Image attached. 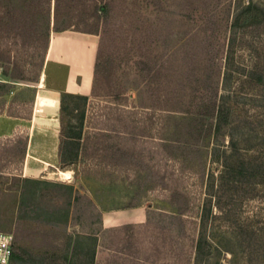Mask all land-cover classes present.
Instances as JSON below:
<instances>
[{
    "label": "rangeland",
    "instance_id": "1",
    "mask_svg": "<svg viewBox=\"0 0 264 264\" xmlns=\"http://www.w3.org/2000/svg\"><path fill=\"white\" fill-rule=\"evenodd\" d=\"M256 1L264 4V0ZM227 2L235 4L236 0H196L190 5L187 0L171 3L169 9L173 15L165 22L163 34L167 33L160 39L162 44L151 38L138 43L148 33V22L144 20L148 7L134 14L139 20L131 21L130 15H125L129 9L115 0L107 22H98L111 33L104 40V53L114 58L113 71L108 82L91 76L90 88L83 93L87 98L82 104L73 103L63 95L69 91L52 87L65 70L53 57L46 60V50L41 58L40 42H0V107L9 98L6 111L23 117L20 123L7 124L14 125L10 131L0 133V229L12 232L13 251L17 254L7 264H192L194 238L201 228L212 244L201 264H242L241 248L232 224L217 214L215 200L237 221L250 217L255 209L256 202L247 191L248 181H239L241 174L230 171L227 183L222 179L221 185L218 178L219 169H224L220 163L237 165L239 158H243L247 165L253 148L262 144L258 140L264 136V80L254 87L244 104H237L235 114L239 120L236 123H223L217 136L203 130L196 139V135L188 137L187 132L192 128L198 130L204 124L201 126L203 121L199 119L203 108L197 104L201 91L186 70L191 59L184 55L178 60L175 72L165 73L160 86L151 73L147 76L144 70L137 72L141 62H133L134 59L158 62L169 58L167 53L173 47L181 49L182 55L186 50L200 52L203 48L199 45L206 44L212 30L216 35L211 46L217 49L215 59L219 60L222 38L227 32L226 10L230 6ZM130 9L133 10L132 6ZM218 12L225 14L220 24L213 27L209 23L201 32L195 30L197 18L209 13L218 15ZM179 13H188L191 19L180 17ZM63 30H51L47 44L53 37L74 31ZM78 32L77 35L93 45L94 54L98 34ZM184 34L193 39L187 40ZM202 36L204 40L200 39ZM196 40L201 43L195 46ZM262 40L264 46V29ZM125 49L131 55H126ZM160 52L165 55L155 60L152 55ZM92 60L93 55L89 59L90 67ZM167 61L171 62V58ZM2 66L7 74L2 73ZM150 66L155 69V63ZM17 70L30 79L8 76ZM37 93L53 99L37 97ZM114 105L132 109L136 116H149L153 122L147 129L150 136L138 138L131 145L134 155L116 152L104 155L106 152L103 154L88 146L72 160L58 157L57 145L62 137L68 155L75 141L67 136L74 134L77 124L81 122L82 139L93 127L102 126L100 121L109 110L107 106ZM198 110L200 115L188 123L190 128L184 127L179 135L170 136L180 113ZM185 117L188 121L189 117ZM240 133L246 139H240ZM176 136L192 144H176L168 139L172 143L167 153L157 149L158 138L177 139ZM231 138L238 140L236 149ZM54 139L57 141L51 154ZM114 141H119V146H129L122 138ZM210 182L215 183L211 190L208 189ZM171 190L183 194L173 196L175 202H183L184 195L187 197L188 207L181 217L173 214L176 208L169 202ZM208 192H212L210 197ZM130 207H138L143 212L142 220L128 221L136 223L135 226L112 228L125 222L113 225L102 222V212ZM260 207L264 214V199Z\"/></svg>",
    "mask_w": 264,
    "mask_h": 264
},
{
    "label": "trees",
    "instance_id": "2",
    "mask_svg": "<svg viewBox=\"0 0 264 264\" xmlns=\"http://www.w3.org/2000/svg\"><path fill=\"white\" fill-rule=\"evenodd\" d=\"M175 1L176 0H119V3H123L125 5L124 7L129 9L125 15H130L131 21L134 19L139 20L138 15H134L139 9L142 7H144V9L147 7L149 8V13L144 18V20L148 22V33L139 38L138 43H140L150 38L157 41L159 40V42H161V38L163 40L167 33L166 31L164 36L163 31H165L164 29L166 27L165 22H168V19L173 15L172 10L169 9L171 8L169 5L171 3L177 4L174 3ZM187 1L190 5L196 0ZM114 2L115 0H0V42L5 44H15L18 42L35 44L38 41L41 43L40 56L42 58L46 50L48 35L51 30L56 31L71 28L77 31L98 34V43L94 52L91 72L94 78H100L108 82L111 72L113 71L112 62L114 58L104 53V40L107 39V36L109 37L111 33L108 31V28H102L98 22H107L108 18L111 16L110 11ZM229 4L230 3L227 2L226 5L229 6ZM201 5L204 6L205 2ZM130 6H132L133 10L130 9ZM226 13L228 16V21L226 23L227 32L222 38V52L219 60H217V58L215 59V51H217V49L211 46V44L213 45V38L215 39L216 35L213 30L211 34L208 35L209 37L207 38L208 41L206 44L199 45L203 48L200 52L189 51L188 53V50H186V54L182 55L181 49L173 47L171 52L167 53L169 58L159 59L158 62L147 60L138 61V59L137 61L135 59V61L133 60L134 63H142V65L137 68V72L139 71L138 73H141L142 70L145 71L144 73L147 76L151 73L152 78L156 79V85L160 86V84H162L161 77H164L165 73L172 74L175 72V69L178 67V60L181 61L184 55H186L188 59H191V64L186 66V70L189 74L193 75V79L196 81V87L200 88L198 90L201 91V94L197 96L199 97L197 104L203 108V110H200L202 117H199V110L191 113L188 112V114L186 112H184L185 114L180 113L173 122V129L170 132V136L179 135L180 129L184 127L190 128L191 126L188 123L195 120L197 116L203 121L201 126L202 124L204 125L199 127L198 130L193 131V128L189 130L187 132V135H189L188 137L196 135L197 139L201 131L203 132V130L205 131L206 129L207 131H211V135L217 136L218 130L223 123H236L239 120L237 117L238 114H235L237 104H244L248 95L253 92L252 90L254 87L264 80V46L262 43L264 4L256 0H236L235 4L231 2ZM212 14L209 13L208 16L205 15L201 17V19L197 18L198 22L196 21L195 23V30H197V32H201L203 28H207L209 23H212L211 26L213 27V24H220L222 16L225 15L223 12H218V15ZM181 16H186L191 19L188 13L184 15L180 14V17ZM180 20L181 19H179V21ZM177 32H179V30ZM112 37H115V39L119 38L117 35H113ZM185 37L187 40L193 39L188 34L185 35ZM200 39L204 40V36ZM191 42H189V44ZM197 42L201 43L196 40L195 46ZM181 44L182 43L178 45ZM125 51L126 55H131L128 54L129 52H127V49H125ZM163 55H165V53L161 54L160 52L152 56L157 60V58H162ZM170 58L171 62L167 61ZM154 63L155 69L150 66ZM2 73L7 74L6 68L3 67ZM8 76L16 79H30L18 70L8 73ZM63 95L73 100V103L81 102L82 104L87 98L86 94L77 92H64ZM107 107L109 110L104 113L100 121L102 126L93 127V129L85 133L81 139L83 133L80 122L75 128L74 134L67 136L70 140L75 141L73 151L68 153V155L65 150V138H61L60 144L58 142L57 145L58 157L60 156L61 158L72 160L81 150L85 151V148L88 146H92L103 154L106 152L104 155H111L113 152L117 154L128 153L129 155H134L131 145L135 144V140H138V138L150 136L147 129H149V124L153 122L150 121L149 116L134 115L135 111L129 108H124L119 105ZM112 109H114V111H112ZM209 112L211 115H208ZM230 114H233V117L229 118ZM162 115L167 116L169 114ZM184 115L189 117L188 121ZM242 134L243 133L239 134L241 137L240 139H246ZM16 137L17 142H19L21 136L19 135ZM90 137L92 141H88ZM176 137L177 139L168 137L158 138V142H155L157 144V149L160 152L163 151L167 153L169 150L168 146H170L169 143H172L167 142L168 139H171L169 141L176 142V144H192V141L181 139L179 138L180 136ZM111 138H113V141L115 138H122L129 146L127 148L123 145L119 146V141L113 142ZM260 139L258 143L261 142L262 144L260 146H255L251 155H248L249 163L247 165H244L245 161L243 158H239L237 165L231 164L230 166H226L225 163H220V166H223L224 169H219V185H221L222 179H225V183H227L228 178L226 179V177L230 171L239 173L242 175L239 181L241 183L243 180L248 181L246 185H248L247 191H249V197L256 202L255 209L250 217L237 221L236 218H231L226 208L222 209L217 199L215 200L218 207L217 214H220L225 220H229L232 224L233 233L241 248L242 264H264V214L260 207L264 199V136ZM56 141L57 140L54 139L51 143V154L54 152L53 149L56 146ZM237 141L235 138H231L233 149H236ZM194 143L195 142H193V144ZM138 154L141 153L138 152ZM225 169H228V171ZM214 184L215 183L210 182L208 184V189L211 190ZM228 187H230V185L226 188ZM247 188H244V190ZM208 193L210 197V193L212 192ZM176 194H182V192L171 190L169 202L175 204L176 210L173 214L181 217L187 210L188 200L186 199V195H184L185 200H183V202H175L173 196ZM135 225L136 223L134 222H125L112 226V228L126 229ZM204 231V228H201L194 238L192 264H201L208 256V251L212 246ZM16 255V252L13 251L11 260L14 259Z\"/></svg>",
    "mask_w": 264,
    "mask_h": 264
},
{
    "label": "crops",
    "instance_id": "3",
    "mask_svg": "<svg viewBox=\"0 0 264 264\" xmlns=\"http://www.w3.org/2000/svg\"><path fill=\"white\" fill-rule=\"evenodd\" d=\"M62 31L64 32V30ZM77 33L80 32L74 30L69 34H61L49 39L45 58L49 60L50 57H53L55 63L62 64L65 70L63 77L57 79V82L52 87L69 92L86 93L91 84L92 65L90 67L89 59L91 55H93L94 58L93 45H91L88 39L77 35ZM43 78L44 77H42V81ZM39 95L50 97L47 94L37 93V97H39ZM8 102L9 98H6L3 107H0V121L4 122V125L0 124V133H7L11 130L14 125L12 127L7 126L8 123L16 124L23 120V117L6 111ZM142 217L143 212L139 210L138 207L125 208L114 212H102L101 214L102 222L105 225H113L128 221H140Z\"/></svg>",
    "mask_w": 264,
    "mask_h": 264
},
{
    "label": "built area",
    "instance_id": "4",
    "mask_svg": "<svg viewBox=\"0 0 264 264\" xmlns=\"http://www.w3.org/2000/svg\"><path fill=\"white\" fill-rule=\"evenodd\" d=\"M13 234L0 229V264H7L13 252Z\"/></svg>",
    "mask_w": 264,
    "mask_h": 264
}]
</instances>
